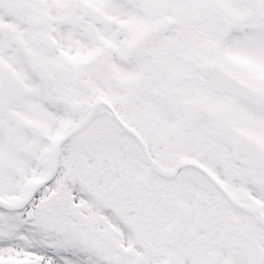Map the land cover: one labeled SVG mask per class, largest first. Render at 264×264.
<instances>
[{
	"label": "snow or ice",
	"instance_id": "1",
	"mask_svg": "<svg viewBox=\"0 0 264 264\" xmlns=\"http://www.w3.org/2000/svg\"><path fill=\"white\" fill-rule=\"evenodd\" d=\"M0 264H264V0H0Z\"/></svg>",
	"mask_w": 264,
	"mask_h": 264
}]
</instances>
